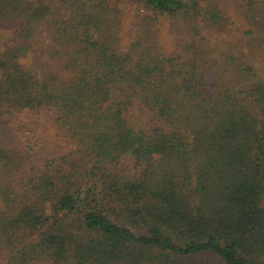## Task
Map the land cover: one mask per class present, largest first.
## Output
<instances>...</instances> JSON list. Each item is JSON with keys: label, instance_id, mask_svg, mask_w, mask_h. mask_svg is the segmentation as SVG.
I'll return each instance as SVG.
<instances>
[{"label": "trees", "instance_id": "obj_1", "mask_svg": "<svg viewBox=\"0 0 264 264\" xmlns=\"http://www.w3.org/2000/svg\"><path fill=\"white\" fill-rule=\"evenodd\" d=\"M18 24L0 49V264H264V0H0ZM34 117L71 149L37 163Z\"/></svg>", "mask_w": 264, "mask_h": 264}, {"label": "rangeland", "instance_id": "obj_2", "mask_svg": "<svg viewBox=\"0 0 264 264\" xmlns=\"http://www.w3.org/2000/svg\"><path fill=\"white\" fill-rule=\"evenodd\" d=\"M206 2L220 4L228 11H232L236 5V0H206ZM120 5L127 8L128 12L132 11L129 15L122 19L123 32L125 33L129 31L131 23L130 16L134 13V7L127 5L124 6L123 4ZM157 19L156 28L158 30V36L165 49L168 52H173L175 50L183 51V47L187 43L188 39L186 37V33L179 27V24L163 18ZM20 26V24L14 26H0V49L3 52L7 53L13 47L18 48L17 43L19 40ZM47 28L48 25L43 30L41 29V31H38L35 36V40L31 42L32 44L29 43L26 53L20 56L19 61L21 64L30 69L37 70L41 67V63H45V61L43 62V58L46 56L45 54L48 44ZM125 43L127 44L128 40L125 39ZM214 59L215 58L210 53L209 55L207 53L203 56L202 69L210 72V67L214 62ZM47 70L49 72L50 69ZM50 73L53 74L54 72L50 70ZM25 126L27 129L32 130L33 133H35L36 137L40 139L39 141L43 147V150L36 159L37 163H41L44 157L49 153L56 156L71 149V146L57 139L53 131L49 128V121L46 117H34L26 120Z\"/></svg>", "mask_w": 264, "mask_h": 264}]
</instances>
